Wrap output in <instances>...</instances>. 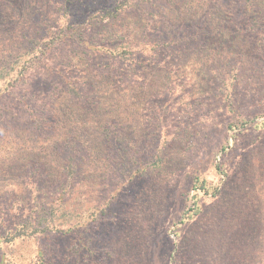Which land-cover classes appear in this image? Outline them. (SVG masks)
<instances>
[{
	"label": "trees",
	"instance_id": "1",
	"mask_svg": "<svg viewBox=\"0 0 264 264\" xmlns=\"http://www.w3.org/2000/svg\"><path fill=\"white\" fill-rule=\"evenodd\" d=\"M10 4L0 0V104L8 111L15 105L19 119L0 124V193L11 201L12 220L0 231V246L12 252L17 241L38 234L76 236L105 220L111 203L132 188L106 264H148L146 237L201 128L170 119L161 132L163 115H155L161 138L141 146L142 138L149 141L146 105L163 93H173L184 108L209 98L220 64L235 112L225 131L250 121L244 99L256 105L254 117L263 116L264 74L253 71L264 68V42L255 67L244 61L254 53L248 30L259 29L264 41V0H222L236 8L224 14L212 12L215 0H29L15 13ZM185 27L204 43L199 51L171 54L192 35ZM37 77H54L40 95L33 92ZM213 114L200 123L215 125ZM251 119L254 129H264V119ZM227 147L224 137L216 152ZM214 166L216 180L194 174L192 192L183 193L175 223L179 229L193 223L183 238V262L264 264V145L253 146L230 176L222 164ZM206 195L213 201L204 212ZM175 235L182 238L180 230ZM37 255L44 264L40 247ZM0 264H9L6 252Z\"/></svg>",
	"mask_w": 264,
	"mask_h": 264
},
{
	"label": "rangeland",
	"instance_id": "2",
	"mask_svg": "<svg viewBox=\"0 0 264 264\" xmlns=\"http://www.w3.org/2000/svg\"><path fill=\"white\" fill-rule=\"evenodd\" d=\"M28 1L29 0H11L12 4L8 6V10L15 13L18 9L24 6L27 7L26 3ZM215 2L216 4L212 10L213 13L218 11L221 12V10L226 12L229 8L222 6V0H215ZM229 9L232 12L236 10V8L232 6ZM182 31L185 35H192H189V39L184 40L182 43H180V41L172 46L169 50L171 54L182 55L188 53L189 49H197L199 45L204 43L201 33H196V31H193V29L191 30L189 27H185V30ZM236 31V29L233 30L232 34H236ZM248 33H251L253 37V40L250 42L252 46L250 47L254 53L252 56H249L251 53L247 54L244 62L249 65L252 63L255 67V60L262 50V42L264 41L262 32L259 29H250ZM192 37L195 38L193 39ZM197 51H199V48ZM250 57H253V59ZM258 58H260V55ZM219 66L220 64L216 67L217 74L212 76L211 86L213 93H208L209 98L204 97L196 102L192 100L190 104L185 105L186 108H184V105H179L176 102V97H174L173 93H163L159 94L160 96H157L158 98L153 99L150 97L146 105L148 110L146 113L149 115V141H147L148 137L142 138L140 142L141 146L147 147L149 143V147H152V144L154 145L156 143L155 140L150 143L152 138H154V136L158 137L159 135V138H161V134H158L155 115H163L159 121V130L161 132H163L164 127L166 128L169 126V123H166L170 121V119L174 121V123H172L174 125L178 124L176 120L179 119L190 122L193 130L197 128L196 123L201 128L196 132V134L198 133V137L187 153L190 155V162L179 168L178 173L173 177L163 213L158 216L149 230V235L146 237L148 264H185L182 260V253L184 252L183 238L188 228L192 227L193 223H186L182 226V229H179V225L177 226L175 221L178 212L184 204L183 193L188 189L190 193L192 192L190 188L191 177L194 176V174H201L208 179L216 180L218 178V170L214 166L216 162L222 164V167H220L230 176L234 173L238 161L244 157L253 146L258 144L264 145V129H254L252 124L253 120L251 119L253 118L255 121L261 120L264 119V115L254 117L256 105L251 99L243 98L245 101L240 104L244 107V112L247 115V119L250 121L241 128L228 130V132L225 131L224 124L234 117L235 112L231 113L232 108H228L233 107V105H227L228 95L222 84L223 71ZM230 67L229 65V68ZM253 72V75H257L258 72L264 74V68L259 65V69ZM53 78L54 77H50L45 80L39 77L35 78V81L32 82L35 88L33 92H35L36 95L46 92L50 86V80ZM239 90L243 91V93H240L245 95L244 92L246 91L243 89ZM1 108L3 109L1 110ZM15 108V105H13L12 109L8 111L6 107L0 104V124L5 123L4 121L7 123H15L19 119L15 113ZM260 110L264 114V107ZM208 111H213L215 113L210 117L211 121H209L215 123L212 127H209L211 123L206 126L200 123L204 114L209 113ZM237 130L239 133L236 134V139L233 140L231 134L237 132ZM204 136L206 137L205 140ZM224 137L228 138V147L223 152H216L218 144L221 143V139ZM159 138H157V140ZM221 177L223 178L222 175ZM2 185L3 179H0V187H2ZM132 193L133 189L128 188L124 193L119 194L117 199L111 203L106 219L99 220L95 224L90 225L89 230H81V233L76 234V236L75 234L63 237L55 233H50L48 235L38 234L23 242L17 241L16 248H14L12 252L10 251L11 249L9 250L1 245L0 255L2 252H6L7 262H9V264H41L37 255V248L40 247L45 255L44 264H106L108 258L105 256V251L113 244L114 239L120 234L123 222L126 221L120 209L128 205ZM212 201L213 199L210 195L204 196L200 201L204 212L210 208L209 206H211ZM10 203V199L4 197L2 193H0V220H4V223L0 221V231L12 224V220H10L8 216V207ZM179 230L182 233V238L181 236L177 237L175 235V232ZM78 240H83L81 245ZM87 245L92 249V252L89 254L86 250ZM123 253L125 254L126 252ZM57 254L60 255L58 257L54 256Z\"/></svg>",
	"mask_w": 264,
	"mask_h": 264
}]
</instances>
